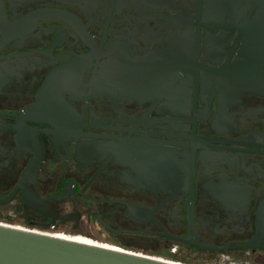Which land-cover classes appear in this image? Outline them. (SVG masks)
<instances>
[{
	"label": "flooded vegetation",
	"instance_id": "af4514ba",
	"mask_svg": "<svg viewBox=\"0 0 264 264\" xmlns=\"http://www.w3.org/2000/svg\"><path fill=\"white\" fill-rule=\"evenodd\" d=\"M253 1L0 0V208L264 256V93L224 72Z\"/></svg>",
	"mask_w": 264,
	"mask_h": 264
},
{
	"label": "water",
	"instance_id": "95a60500",
	"mask_svg": "<svg viewBox=\"0 0 264 264\" xmlns=\"http://www.w3.org/2000/svg\"><path fill=\"white\" fill-rule=\"evenodd\" d=\"M223 1L224 9L229 13L238 5L237 0ZM248 14L252 18L241 27L245 50L240 53L244 59L235 68L224 71L228 72L225 78L240 79V88L244 91L264 93V0L253 1ZM13 193L0 199V204L7 203ZM31 198L25 196L28 204ZM1 213H7L14 219L12 222L0 219V264H185L94 243L84 236L85 231H76L67 237L20 227L17 225L25 223L13 215L11 209L0 208ZM243 245L254 246L251 242Z\"/></svg>",
	"mask_w": 264,
	"mask_h": 264
},
{
	"label": "rangeland",
	"instance_id": "374dc122",
	"mask_svg": "<svg viewBox=\"0 0 264 264\" xmlns=\"http://www.w3.org/2000/svg\"><path fill=\"white\" fill-rule=\"evenodd\" d=\"M17 226L32 228V227L27 226L26 224H21V225H17ZM58 229L63 231L66 235H69V236H71L72 234H74L76 232V231L74 232V231L66 230L65 228H58ZM84 236L88 240H90L94 243H103V244L107 243L111 246H118V247L123 248V249L139 252V251H136L133 249H129L126 246H122L119 244H113V242H111V239L106 238L102 235L100 236V235L96 234V232H94V231H85ZM140 253H144V252H140ZM144 254H148V253H144ZM184 254L188 255V257L192 260L201 262V264H264V256H262V255L261 256L260 255H258V256H235L233 258L231 257L228 259L224 255H219L216 257L207 258V257L202 256V255L189 253L188 250L184 251ZM148 255H152V254H148ZM152 256L160 257L158 255H152ZM161 258H163V257H161ZM177 262H180V261H177ZM182 263H185V262H182ZM185 264H188V263H185ZM191 264H197V263L193 262Z\"/></svg>",
	"mask_w": 264,
	"mask_h": 264
},
{
	"label": "trees",
	"instance_id": "16d2710c",
	"mask_svg": "<svg viewBox=\"0 0 264 264\" xmlns=\"http://www.w3.org/2000/svg\"><path fill=\"white\" fill-rule=\"evenodd\" d=\"M13 213L16 214L17 213L16 210H13ZM0 219H5L8 222H12L14 218L12 216L8 215L7 213L6 214L1 213ZM111 242H113V244H117L116 241L111 240ZM123 244L124 245H122V246H126L129 249H133V250H136L139 252H144V253H148V254H152V255H158L160 257H165V258H172L173 260L185 262L188 264H191L193 262H195L197 264H201V262L192 260L188 257V255H185L184 251H187V250H184V249L183 250L179 249L175 254H171L169 252V246H163L161 244H157V245L156 244H148V243L142 242V241H135V242L130 243V244H126V243H123ZM189 253H191V252H189Z\"/></svg>",
	"mask_w": 264,
	"mask_h": 264
},
{
	"label": "built area",
	"instance_id": "2783aa9c",
	"mask_svg": "<svg viewBox=\"0 0 264 264\" xmlns=\"http://www.w3.org/2000/svg\"><path fill=\"white\" fill-rule=\"evenodd\" d=\"M24 228H27V227H24ZM30 229H34V230H37V231H40V232H45V233H48V234L69 237V235H66L63 231L59 230L57 227H55L53 225H49L46 228H30ZM99 244H103V243H99ZM103 245H109V244L104 243ZM115 247H118V246H115ZM118 248H120V247H118ZM121 249H123V248H121ZM169 252L171 254H175L177 252V247L176 246H169ZM159 258H161V257H159ZM162 259L169 260V261H176V260H173L172 258L163 257Z\"/></svg>",
	"mask_w": 264,
	"mask_h": 264
}]
</instances>
